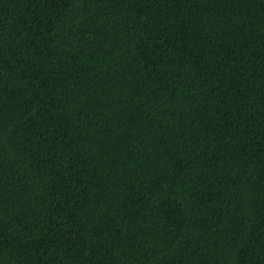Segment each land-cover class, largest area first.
Instances as JSON below:
<instances>
[{"label": "trees", "instance_id": "trees-1", "mask_svg": "<svg viewBox=\"0 0 264 264\" xmlns=\"http://www.w3.org/2000/svg\"><path fill=\"white\" fill-rule=\"evenodd\" d=\"M0 264H264V0H0Z\"/></svg>", "mask_w": 264, "mask_h": 264}]
</instances>
